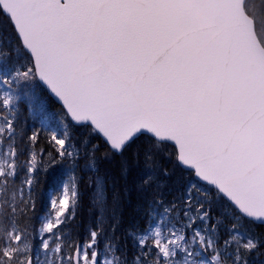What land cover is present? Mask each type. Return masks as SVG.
I'll return each mask as SVG.
<instances>
[{
	"label": "snow or ice",
	"instance_id": "obj_1",
	"mask_svg": "<svg viewBox=\"0 0 264 264\" xmlns=\"http://www.w3.org/2000/svg\"><path fill=\"white\" fill-rule=\"evenodd\" d=\"M0 16L16 41L3 48L0 36V264H255L264 256V234L254 231L264 227V0H0ZM37 81L62 102L66 129H85L78 141L65 130L40 147L33 131L21 151L20 92L28 89L30 111H43ZM102 149L104 159L143 161V226L118 236L113 209L105 228L107 190L97 176L99 219L87 240L64 231L79 204L75 177L29 230L37 173L98 172ZM165 163L196 178L172 200L161 187ZM217 197L224 210L213 215Z\"/></svg>",
	"mask_w": 264,
	"mask_h": 264
},
{
	"label": "trees",
	"instance_id": "obj_2",
	"mask_svg": "<svg viewBox=\"0 0 264 264\" xmlns=\"http://www.w3.org/2000/svg\"><path fill=\"white\" fill-rule=\"evenodd\" d=\"M0 36L3 37V48L15 47L16 41L12 32V26L4 16H0ZM18 63L27 64V60L21 58ZM33 88L35 94L44 101V110L37 111L33 107L30 111L28 108V98L24 94L28 89H23L20 92L18 131L23 132L24 139L21 144L20 137L18 136L17 143L20 144L21 151H27V137L31 136L33 131L39 133L40 147H47V140L52 133L63 135L65 130L73 136L74 140L78 141L85 132V129L76 128L75 126L66 129L67 121L63 118V108L50 97L39 81L36 82ZM134 150L135 146H133L132 151ZM172 151V147L169 146L165 152L166 159L168 153ZM98 156L101 157L98 164V172L88 169H77L75 172H72L65 165L58 166L55 170H49L47 172L41 170L37 173V182L32 193L35 208L27 212L30 222L29 230H32L33 227L37 230L39 229L41 223L47 217L48 212L51 211L49 208L50 198L59 196L62 185L67 183L70 178L75 177L79 185V204L75 209L74 218H69L66 222L64 231L73 240H87L89 230L96 226L99 219V209L93 199L94 195H92L97 176L102 179L107 190L109 211L107 213V219L105 220V228L107 229L108 225L112 223L111 215L113 209L116 220L119 222V228L117 229L118 236H123L125 230L130 225L139 224L141 227L143 226L140 212L142 202L138 193V185L140 183L139 170L144 167L143 161L137 162L131 160L127 153L124 158L115 157L104 159L103 149L98 153ZM20 159L23 162L25 156H21ZM121 159H129L126 170L121 168ZM165 167L169 171L168 175L162 178L161 187L166 199L172 200L173 198L180 197L188 183L195 179L194 175L190 172L182 168H175L171 163H165ZM23 179L24 173L21 172L16 183H22ZM196 182L201 189L209 190V186L203 185L198 181ZM114 194L118 197L115 202L113 201ZM223 210V201L218 197L215 198L213 215ZM254 231L257 234H264V227H257ZM103 239L104 237L102 236L101 240L103 241ZM255 264H264L263 258L257 257Z\"/></svg>",
	"mask_w": 264,
	"mask_h": 264
},
{
	"label": "water",
	"instance_id": "obj_3",
	"mask_svg": "<svg viewBox=\"0 0 264 264\" xmlns=\"http://www.w3.org/2000/svg\"><path fill=\"white\" fill-rule=\"evenodd\" d=\"M45 89H46V91L48 92V94L50 95V97L59 105V106H61L62 107V102L61 101H59L58 100V98H56L55 97V95L54 94H52L50 91H49V89L47 88V86L45 85V84H43V83H41V82H39ZM184 170H186V171H188L187 169H184ZM189 172V171H188ZM201 182V181H200ZM201 183H203V184H207L206 182H201ZM208 185V184H207Z\"/></svg>",
	"mask_w": 264,
	"mask_h": 264
},
{
	"label": "rangeland",
	"instance_id": "obj_4",
	"mask_svg": "<svg viewBox=\"0 0 264 264\" xmlns=\"http://www.w3.org/2000/svg\"><path fill=\"white\" fill-rule=\"evenodd\" d=\"M186 171V170H185ZM194 179H196L195 177H194ZM198 181V180H197ZM199 183H201L200 181H198ZM201 184H203V183H201ZM203 185H205V184H203ZM207 186V185H206ZM92 195H95V189L93 190V193H92ZM46 219V218H45ZM260 258H263V261H264V256H259Z\"/></svg>",
	"mask_w": 264,
	"mask_h": 264
}]
</instances>
